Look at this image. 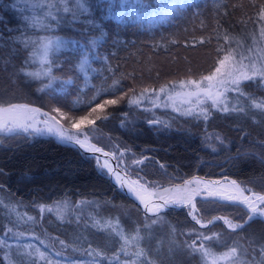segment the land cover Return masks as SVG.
<instances>
[{"label":"trees","instance_id":"1","mask_svg":"<svg viewBox=\"0 0 264 264\" xmlns=\"http://www.w3.org/2000/svg\"><path fill=\"white\" fill-rule=\"evenodd\" d=\"M40 4L41 0H0V105L25 102L54 115L53 109L59 108L79 118L98 103L115 99L116 104L97 109L101 119L89 117L95 120V130L89 134L105 149L116 154L122 149L120 162L129 165L145 157L138 177L148 187L180 183L199 174L231 176L245 188L264 192V163L256 159L264 160L263 120L238 119L236 111L219 108L211 110L207 119L199 113L183 119L165 108L150 104L147 112L131 102L144 89H149L144 94L157 93L161 86H171L170 82L211 74L229 47L239 52L263 45L264 20L259 13L264 0H87L86 12L77 10L76 0H67L71 11L64 12L58 4L56 19L46 17L47 6ZM225 35L230 38L227 42ZM44 38L62 42L49 55L52 80L26 74L48 67L39 55L31 56ZM85 53L87 64L81 70ZM115 81L119 84L113 87ZM257 88L250 86L247 93L251 96L244 94L249 102L264 98ZM153 120L161 123H150ZM61 121L70 126L69 121ZM229 139L233 148L228 155L223 146ZM1 198L29 213L35 211L34 204L50 207L68 202L64 219L46 211L44 215L38 212V221L44 233L64 240L80 257L86 254L81 257L84 264H121L133 259L125 253H120L119 261L113 259L121 243L115 234L96 228L93 219H118L127 233L139 228L141 248L154 264H204L201 254L188 247L200 233L219 234L218 240L206 242L205 247L221 251L236 245L248 253L247 264H264V220L253 218L235 231L221 220L201 228L194 221L225 216L242 224L249 215L243 206L198 200L196 219L185 208H170L153 224L156 217L119 191L95 157L54 136L0 133ZM6 210L0 204V237L6 235L9 241L15 236L4 227ZM35 230L39 233V226ZM3 250L0 264H12ZM97 251L105 255L100 257L102 263L88 257ZM106 256L113 261L108 262Z\"/></svg>","mask_w":264,"mask_h":264},{"label":"snow or ice","instance_id":"2","mask_svg":"<svg viewBox=\"0 0 264 264\" xmlns=\"http://www.w3.org/2000/svg\"><path fill=\"white\" fill-rule=\"evenodd\" d=\"M87 0H76V8L80 12H86L88 9L85 6ZM63 5L62 10L64 12H69L71 9L67 6V0H41L40 7L47 6L48 11L45 13L46 17H51L56 19L55 11L59 10L57 5ZM262 20H264V7H262L261 12L259 13ZM261 37H264V28L260 30ZM227 35L224 36V40L229 41ZM203 38L201 39L202 42ZM62 45V42L57 40L53 41L48 38H44L40 41L38 45L33 47L31 53L32 57L39 55L41 63L47 64L48 67L45 68L42 72H29L26 73L29 76L39 78L41 75L49 77V80L55 79L51 75V61L49 60V55L55 50H58ZM27 47V44L25 45ZM223 52L224 50L221 49ZM247 55L243 51H237L236 48H231L224 52L222 58L218 60V65L215 70L207 75L201 77L199 80L189 79L187 81H180L179 86L181 88L180 92L175 93L176 97H183L187 100L188 103H193V98L195 104L199 105L202 102V99H207L212 101L214 107L219 108L221 111H229V108L226 104V93L229 90L239 91V86L243 81L252 80L257 76L264 77V51L256 49L255 52L253 49H247ZM247 61V62H246ZM259 61V64L257 63ZM87 64V54L80 64L81 70L85 69ZM173 85L176 82H170ZM119 84V81H115L113 87ZM45 85L44 87H48ZM44 89L41 88L40 91ZM149 91V89H144L141 95L144 92ZM151 91H155L152 89ZM168 91V85L161 86L159 89L160 93H165ZM100 95V93H97ZM96 97H93L95 100ZM169 100L174 99L173 95L168 96ZM118 101L115 99H106L103 101V104H97L96 107L91 109L85 116H80L79 118H74L66 113L62 112L61 109L55 108L53 112L56 113L60 119H57V115H51L47 112H42L41 109L33 108L28 105H8L7 107L0 106V132L14 133L17 131H23L25 133L33 134H53L58 136L61 140L74 143L85 151L92 153H102L105 157L115 156L114 153H105L102 148L97 147L96 145L90 143L89 140V131H94L92 127L95 125V120L89 119V117L97 111V109H103L105 105H114ZM132 103H138L137 99H133ZM252 106L257 109L264 110V101L257 102L252 101ZM177 111L180 109L177 108ZM242 110V109H238ZM192 109L187 110V114H191ZM200 112L204 115V118L207 119V110L200 108ZM40 116H43L44 119H39ZM106 118V117H105ZM96 119H101L100 116H97ZM61 120H67L70 122V127L66 128L64 124L61 123ZM153 124H160L161 121L153 120L150 121ZM88 129L86 131L85 129ZM75 129V131H72ZM98 166L101 170H106L108 174H111L115 177L117 181L121 183L122 186L126 185L129 192L134 194L137 199L143 204V207L146 213L153 214L156 219L152 220V223L155 224L162 217L159 215L164 209L168 208L171 205H188L194 208L193 200L196 195L201 194V184L206 190L205 195L209 197H218L225 201H230L234 203L241 204L246 207L248 210V220H252L257 216L264 217V194L253 192L249 188L241 187L237 184L236 181H229L221 184L219 181H210L203 182L199 179L193 178V180L186 181L184 186H174L173 188L167 189H157L154 191H149L144 185L139 184V181H125L122 179L120 172L114 170L107 159L100 163V157H96ZM135 164H140L142 161H133ZM195 184L196 187H190V185ZM248 193V194H246ZM82 203H91V202H82ZM66 205H57L55 209L48 206H40L41 212L45 209L49 212L56 211L59 218H63V209ZM33 217H27V220H34ZM193 219H196L195 212L193 213ZM216 220H223L228 229L235 231L236 229L243 228L242 224L232 223L227 220L225 217H213L209 219L206 223H202L197 220V223L201 224V227H207L208 225L214 224ZM247 222V221H246ZM95 224L101 228L110 229L112 233L122 242L120 251L124 252L125 255H128V246L135 244L136 251L131 255L133 259L124 260L121 264H141V259L143 258V264H154V262H149L146 252L143 248L139 246V241L143 239L140 235L139 228L135 229L132 233H125L118 219L115 221L107 220L103 224L100 221H95ZM20 236H23L24 233H20ZM219 239V234L213 233L212 235H204L200 233L197 235L196 239L192 241L188 247L193 252H198L201 254L204 264H217L218 261H226L230 258L238 257L237 247H231L227 252L217 255L212 251L210 247H205V242H212ZM200 241L197 245V241ZM3 241H0V244H3ZM64 245V241H60ZM29 248L32 246L29 245ZM97 251L96 255H101ZM41 259L45 257L43 251L39 252ZM113 259L119 261L120 257L118 253L113 254ZM48 264H51L49 261ZM59 264V262H57ZM72 264H77V262H72Z\"/></svg>","mask_w":264,"mask_h":264},{"label":"rangeland","instance_id":"3","mask_svg":"<svg viewBox=\"0 0 264 264\" xmlns=\"http://www.w3.org/2000/svg\"><path fill=\"white\" fill-rule=\"evenodd\" d=\"M251 49H253L254 52H255L256 49H260V50L264 51V44L263 45H259V46L254 47V48H251ZM246 50H244L243 52H245V54L247 55L248 53H247ZM257 63L259 64V61H257ZM196 80H199V79H196ZM180 81H185V80H178V81H176V83L174 85L172 84L171 86H168V91L165 92V93H160L158 91L157 93H151V94H147L146 93V94L142 95L139 99H137L139 102L136 103V104L140 108L144 109L147 112L151 111V109L148 107L150 104L152 106H156L159 109L165 108V109L169 110V113H172L173 115L181 116V117H183V119L187 118L189 115L190 116L194 115V114H187V110L188 109H192L191 113L202 114L200 112V108H204V109L207 110V114H210L209 112L211 110H214L215 108H217V107H214L212 105V101L211 100L202 99V102L199 105H197L194 102V98H193V103H188L185 98L176 97L175 93L181 91V88L179 86V82ZM247 82H249V83H247ZM245 83H247V87L244 86ZM250 86H252L253 89H256L258 86H260L262 90L257 88V91L260 92L262 95H264V77L257 76V77H255L252 80L243 81L240 84V86H239V91L229 90L226 93V104H227V107L229 108V111H233V110L236 111V115H237L238 119H240L241 117H247V118H251L252 121L263 120V121H261V123L264 124V110L257 109L255 107H253L252 106V102H249L248 98L245 97V95L246 96H251L250 93H247V92H249L248 88ZM170 94L173 95L174 99H172V100L168 99V96ZM254 100L257 101V102H260V101H264V98L260 97V99H254ZM9 105H11V104H9ZM1 106H8V105H1ZM177 108H179L180 110L177 111L176 110ZM238 109H242V110H238ZM169 113H168V115H169ZM99 114H100L99 112H96V113H94L92 115L93 116H97ZM40 118L44 119L43 116H40ZM174 118H179V117L175 116ZM2 133H7V132H2ZM89 136L91 138L90 134H89ZM220 140H222V139H219L218 141H220ZM230 142H231L230 139L227 140V143H225V145L223 146V148H225V153L226 154L230 153L229 151L233 148V145L230 144ZM215 143H216V141H215ZM218 143H220V142H218ZM106 150H109V149H106ZM109 151L114 153L115 156H117L118 166L123 171H125L128 174L132 175L134 178L139 179L138 176H140V169H141V166H139L140 164L137 165L135 163L133 164V162H132L131 165H128V164H125L123 162H120L119 159H118V154L120 152L116 154L113 150H109ZM248 153H250V152H247V151H242L241 152V154H244L246 156H250L251 154H248ZM253 156L254 157L258 156L257 152ZM256 159H261L259 161L264 163V160L262 158H256ZM142 160L143 159L141 158V159H136L134 161H142ZM100 163H102V161ZM104 172H105V174H107L106 170H104ZM197 175H199V174H197ZM204 177L209 178V179H222V182H229L230 178H233L231 176H222V177H207V176H204ZM209 179H206V180H209ZM201 180H205V179H201ZM210 181H212V180H210ZM139 184L147 186V184L144 183V181L141 179V177H140V180H139ZM240 185H241V187H244L241 183H240ZM201 186H203V184H201ZM249 189H251V188L249 187ZM252 191H255V190H252ZM256 193H261V192H259V191L257 192L256 191ZM6 196H13V195H11V194L8 195L7 194ZM198 200H205V199L196 198L195 199L196 207H198L197 206V201ZM0 204H2L7 209L6 210V215L8 216L7 220H6L7 224L4 227H6L8 230H11L12 231L11 235L15 236V237H13V239H11L9 241H6V239H5V238H7L6 235H4L5 238L3 236L0 237V241L4 242L3 244H0V250L4 249L3 251H1L2 254L4 256H6V257H7V254H8L9 255V259L11 260L12 264H48L49 261L51 262V264H57V262H59V264H72V262H74V261L77 262V264H84L83 263L84 261L81 259V257L85 258L87 256L86 254H84L85 256L82 255L80 257L78 253L73 251L74 247H72L70 244L66 243L64 240H62L60 238H57L54 235H51V234H48V233H44V230L42 229L41 224L38 221V219H39L38 218V212L41 211L40 210V206L41 205L34 204L33 206H34L35 211L32 212V213H29V212H26L24 209H20L17 206V204H15V203L6 202L3 198H1ZM229 204H231V203H229ZM57 205H61V206L66 205V207H64V209H63V218L62 219H64L65 216H66V212L69 210L68 207L70 206V204L68 202H60V203H57V204H52L50 207L55 209ZM234 205H237V204H234ZM43 206H46V205H43ZM261 206L264 207V205H261ZM187 208H188V211H189L190 218L193 219V213L196 212L195 211L196 208H194L193 211H191V207L190 206H187ZM141 210L144 211L142 208H141ZM46 211L47 210L45 209V211L42 212V215H44V213ZM52 213H54V215L56 217H58L56 211H52ZM27 217H33L35 219L34 220H27ZM219 217H225V216H219ZM225 218H227V217H225ZM255 218H259V217H255ZM59 219H61V218H59ZM209 219L210 218L208 217L207 220H209ZM259 219H261V218H259ZM107 220H110V219H105V220L93 219V223H94V226L96 228H99V229H102V230H108V231L111 232L110 229L101 228V227H98L95 224V221H100L101 224H103ZM227 220H229V219L227 218ZM261 220H263V219H261ZM113 221H115V220H113ZM194 221H196V223H197V220H194ZM206 222H202V223H206ZM221 222L223 223L224 226L227 227V224L223 220H221ZM197 224L201 228V224H199V223H197ZM120 225L122 226L123 231L125 233H127V231L125 230V228L121 224V222H120ZM38 226L40 228L39 233H38V230L37 231L35 230L36 228H38ZM3 230L4 229H2V231ZM20 233H24V235L20 236L19 235ZM186 233L189 234L190 231L187 230ZM140 235L143 237V234L141 232H140ZM209 235H212V234H209ZM118 240H119V238H118ZM60 241H64V245H62L60 243ZM141 241L142 240L139 241V246L140 247L142 245ZM120 243H122V242L119 240V244ZM191 243H192V241H191ZM29 245H31L32 247L29 248L28 247ZM197 245H199V244H197ZM207 247H210V246H207ZM231 247H237V246L236 245H231L229 247H225L226 248L225 250H221V251L212 250V251L214 253H216L217 255H220V254H223L224 252H227ZM210 248L212 249V247H210ZM237 249H238V247H237ZM66 250H68V251H66ZM41 251H43L45 253V257L43 259H41L40 256H39V252H41ZM75 251H78V250H75ZM127 251L129 253L128 255H131L133 252H135L136 251L135 244L129 245ZM96 253L97 252H93L88 257L91 258V260H94L95 263L96 262L102 263L100 261V257L105 256V255H103V254L96 255ZM116 253L119 254V257H121L122 254H120V253H124V252L118 251ZM247 254H246V250L245 249L243 250V253L241 251H239V249H238V257L230 258L229 260H226V261H218L217 264H247V259H246ZM263 255H264V253H263ZM75 257L78 258V260L74 259ZM106 257H107V261L108 262H112L113 261V259H111L110 256H106ZM140 259H143V258H140ZM86 262L89 263L90 259L88 261H86ZM96 264H98V263H96ZM209 264H211V262H209Z\"/></svg>","mask_w":264,"mask_h":264},{"label":"water","instance_id":"4","mask_svg":"<svg viewBox=\"0 0 264 264\" xmlns=\"http://www.w3.org/2000/svg\"><path fill=\"white\" fill-rule=\"evenodd\" d=\"M24 105H28V106L33 107V108H38V109H41L42 112H47V113L51 114L49 111H47L46 109H44V108H42V107H40V106L33 105V104H28V103H27V104H24ZM3 107H7V106H3ZM51 115H53V114H51ZM61 123H62V122H61ZM62 124H63V123H62ZM64 126H65V125H64ZM65 127H66V128H69L68 126H65ZM72 131H75V129H73ZM51 135H53V134H42V136H51ZM89 140H90V143L96 145L97 147L102 148L103 151H104L105 153H110V154H111L110 151L105 150L103 147H101V146H99L98 144L94 143L93 141H91L90 138H89ZM66 144H67V145L74 146V147H77V148H79L80 150H82L83 152H85V153L88 154V155H92V156H95V157H100V158H102V159H103V158H106V159L109 161V163L111 164L112 168H113L114 170L120 172L121 177H122L123 180L128 181V182H131V181H138L136 178H134L132 175L128 174L127 172L123 171V170L118 166L117 161H116V157H115V156L113 157V156L110 155V156L105 157L102 153H92V152L85 151L84 149L80 148L78 145H75L74 143H71V142H67V141H66ZM109 177H110V179H111V182L113 181L112 183L115 184V185L117 186V188H118L123 194H125L128 198H130L132 201H134L137 205H140L141 208L145 211V209H144V207H143V204L140 202L139 199H137V198L135 197L134 194H132V193L129 192V190H128V188H127L126 185L122 186L121 183H120V184L116 183V182H115V180H116L115 177L112 176L111 174H109ZM113 177H114V178H113ZM193 178H196V179H199V180H201V179H209V178H206V177L201 176V175H194V176H192L191 178H188V179L184 180V181L181 182V183H173V184H171V185H166V186L161 185V184L158 185V186H163L164 188H158V186H157V187H153V188H148V187H146V188H147L149 191H154V190H157V189L173 188L174 186H177V185H179V186H184V184H185L186 181L193 180ZM209 180H212V181H222V179H209ZM230 180H231V181H236V180L233 179V178H230ZM190 187H193V188H194V187H196V185L193 184V185H190ZM205 191H206V190H205L204 188L201 187V194L196 195V196L194 197V200H193L194 208H196V202H195V199H196V198L205 199V200H215V201H218V202H221V203H231V204H237V205L243 206V205L238 204V203H234V202H230V201L222 200V199H220V198H218V197H209V196H207V195L204 194ZM263 194H264V193H263ZM187 206H188V205H179V206L171 205V206L168 207V209H169V208H185L186 211H187L188 214H189V211H188ZM243 207L246 209L245 206H243ZM194 208L191 207V211H193ZM246 210H247V209H246ZM257 217H259V218H261V219L264 220V217H261V216H257Z\"/></svg>","mask_w":264,"mask_h":264},{"label":"bare ground","instance_id":"5","mask_svg":"<svg viewBox=\"0 0 264 264\" xmlns=\"http://www.w3.org/2000/svg\"><path fill=\"white\" fill-rule=\"evenodd\" d=\"M13 104H16V105H24V104H27V103H25V102H15V103H12L11 105H13ZM52 114V113H51ZM54 115V114H53ZM39 119H41L40 117H39ZM57 119H59V118H57ZM41 120H43V119H41ZM62 122V121H61ZM63 123V122H62ZM64 124V123H63ZM65 125V124H64ZM65 126H67V125H65ZM68 127H70V126H68ZM86 130V129H85ZM39 135H42V134H39ZM51 136H54L60 143H62V144H65V145H67L66 144V141H63V140H61L58 136H56V135H51ZM89 138H90V136H89ZM91 139V138H90ZM92 141V140H91ZM95 143V142H94ZM97 144V143H96ZM71 146V145H70ZM100 146V145H99ZM74 147V146H73ZM102 147V146H101ZM77 148V147H76ZM106 150V149H105ZM109 151V150H108ZM112 153V152H111ZM88 155V154H87ZM90 156H92V155H90ZM93 157H95V156H93ZM116 157V161H117V156H115ZM96 158V157H95ZM106 158H100V162L102 161V163H103V161L105 160ZM97 160V159H96ZM117 164H118V161H117ZM106 176L110 179V177H109V174L107 173L106 174ZM201 176H203V175H201ZM114 178V177H113ZM188 179V178H187ZM233 179H235V178H233ZM186 180V179H185ZM236 180V179H235ZM110 181H111V179H110ZM200 181H203V182H210V180H200ZM225 181V180H224ZM228 181V180H227ZM231 181V180H230ZM113 182V181H112ZM115 182L116 183H118V184H120V182L119 181H117V180H115ZM183 182V181H182ZM221 184H223V183H226V182H222V181H219ZM236 182H237V184H239L240 185V183L236 180ZM181 183V182H180ZM113 184V183H112ZM116 188H117V186L115 185V184H113ZM195 185V184H194ZM241 186V185H240ZM200 187H202L203 188V186H200ZM158 188H164L163 186H161V187H158ZM118 189V188H117ZM119 190V189H118ZM253 192H255V191H253ZM246 194H248V193H246ZM140 208H141V206L140 205H138ZM170 209V208H169ZM166 210H168V208H166V209H164L162 212H165ZM144 213H146V211H143ZM161 212V213H162ZM40 213H41V215H42V212L40 211ZM146 214H148V215H153V214H151V213H146ZM247 222L249 221L248 219L246 220ZM246 221L243 223V224H245L246 223ZM242 224V225H243Z\"/></svg>","mask_w":264,"mask_h":264},{"label":"flooded vegetation","instance_id":"6","mask_svg":"<svg viewBox=\"0 0 264 264\" xmlns=\"http://www.w3.org/2000/svg\"><path fill=\"white\" fill-rule=\"evenodd\" d=\"M122 154H123V152H122ZM134 164V163H133ZM129 165H131V164H129Z\"/></svg>","mask_w":264,"mask_h":264}]
</instances>
